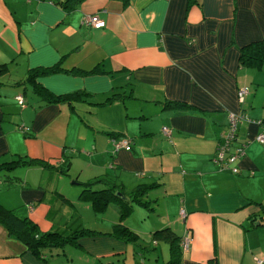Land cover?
Returning a JSON list of instances; mask_svg holds the SVG:
<instances>
[{"label":"crops","instance_id":"1","mask_svg":"<svg viewBox=\"0 0 264 264\" xmlns=\"http://www.w3.org/2000/svg\"><path fill=\"white\" fill-rule=\"evenodd\" d=\"M95 13L105 26L83 23ZM254 40L264 41V0H0V163L35 159L17 164L23 174L14 188L36 191L0 202L43 230L95 229L42 256L0 222V264H147L136 220L125 223L137 239L118 232L125 218L119 200L102 211L93 204L98 222L84 223L76 203L89 197L79 193L73 201L65 193L64 175L75 163L77 179L110 174L127 192L142 185L148 203L134 202L130 212L152 209L161 216L154 229L171 226L181 246L189 236L181 264H260L264 143L256 136L264 120V61L261 68L240 61L242 46ZM55 65L27 80L32 70ZM36 83L54 97H81L48 98ZM241 86L249 88L243 101ZM10 89L26 104L9 98ZM230 112L247 116L234 142L246 143L233 163L237 172L214 159ZM113 136L130 137L131 148L114 152Z\"/></svg>","mask_w":264,"mask_h":264},{"label":"trees","instance_id":"2","mask_svg":"<svg viewBox=\"0 0 264 264\" xmlns=\"http://www.w3.org/2000/svg\"><path fill=\"white\" fill-rule=\"evenodd\" d=\"M57 3H64V0H53ZM68 0H66L67 2ZM67 6V4L65 3ZM240 61L243 65L254 66L261 68L264 61V41L254 40L242 46ZM3 68L1 71L7 70L6 64H2ZM59 65L36 68L29 73L27 80L35 81V77L44 71H55L59 69ZM35 90L48 98L54 99H71L75 96H80V92H73L68 95H61L54 97L51 95L49 90L44 86L35 84ZM26 100V99H25ZM114 136H117L116 134ZM133 140V139H132ZM114 145V144H113ZM114 152L115 149H114ZM19 162L33 163L35 159H23L18 158L16 160L7 161L0 163V171L4 168L12 169L17 166ZM40 162V161H37ZM66 172L67 168H63ZM62 170V171H63ZM1 179V178H0ZM112 180V181H111ZM84 187L81 190L80 196L92 199L94 207L97 211H102L105 209L106 204L110 199H117L120 202L121 216L127 215L134 202H139L147 204L148 201L144 200L142 197L145 193V188L142 185H138L132 191H125L124 185L113 175L98 176L97 178L82 181ZM0 222L5 224L9 232L15 237L21 239L26 246L35 254L43 256V250L46 248L60 247L66 243L75 242L78 237L86 232H94L95 229L89 227H82L80 229L74 230L72 233L64 234L57 230H43L40 228L39 224L34 221L29 215L22 214L14 208L5 206L0 202ZM122 224H118L117 228L120 234H123L127 239H137L139 237L138 232L131 230V228L126 225L121 227ZM154 236L157 238H163L167 240L170 244L171 257L165 262L167 264H181V258L183 253V248L180 242V235L171 227L164 226L157 228L154 231ZM163 263V264H165Z\"/></svg>","mask_w":264,"mask_h":264},{"label":"rangeland","instance_id":"3","mask_svg":"<svg viewBox=\"0 0 264 264\" xmlns=\"http://www.w3.org/2000/svg\"><path fill=\"white\" fill-rule=\"evenodd\" d=\"M10 90L12 91H10L11 97L9 98L13 99L15 92L13 91V89H10ZM72 169H73L72 170L73 174L71 173V176H69L68 174L64 175L65 180L68 182L66 183V186H65V189H66L65 193H67V195H69L71 199L75 201V199L77 200V196L79 195V193H81V190L84 187L83 183L81 182L85 181V179H81V178L77 179L76 175L79 171V168H77L76 163L74 164ZM22 174H23L22 167H19V168L16 167L12 169L4 168L0 171V178H1L0 179V201L4 200V201L15 202L16 199L19 197L23 199L30 197V196L36 197L35 190H32L31 188L23 189L22 184L20 185V187H18V189L14 188L16 184L20 181L19 179L21 178ZM29 180L33 182V184L36 183L35 182L36 179L33 178L32 176H30ZM109 203L110 204L113 203V200H111ZM28 204H29L28 202H25V205H28ZM66 204L68 206V203ZM76 204L80 207V210L82 214L84 215V223L96 225L98 222V219L95 214L96 210H94L92 199L88 198L86 200L77 202ZM84 204H89L90 207L86 208ZM66 209L67 208H65V210ZM138 209L142 210V212H140L139 214L137 213ZM72 210H75V208H73ZM107 212H109V210L106 211V214ZM103 215H99V216L102 217ZM123 217H125L123 220L124 224H122L121 227L126 226L127 223L125 222L129 221L131 223V219L134 218V220H136L135 221L136 228L141 231H144V232H140L141 236L136 241V244H138V246H143L140 251L143 252L144 260L146 261L147 264H163L168 260L169 257H171V249H170L169 242L163 238H157L154 236V231H155L154 227L156 225H160L161 223V216L159 214L155 213L152 209H149L148 207L137 206L136 214L132 215L131 212H129L127 215H124ZM98 225L101 226V221H99ZM126 242L128 243L130 251H131V240L126 241ZM87 244H90V246L93 247L95 243L93 241L91 242L88 241ZM71 247L70 245H68V250L72 249ZM129 258L131 259L130 256ZM123 261H124V256L121 255V262Z\"/></svg>","mask_w":264,"mask_h":264},{"label":"built area","instance_id":"4","mask_svg":"<svg viewBox=\"0 0 264 264\" xmlns=\"http://www.w3.org/2000/svg\"><path fill=\"white\" fill-rule=\"evenodd\" d=\"M83 23L86 25H93L95 27H103L106 24V20L99 16V14H86L83 18ZM248 86H241L238 90V95L240 101L244 100V96L248 93ZM17 100L21 105L26 104V100L23 94L16 95ZM247 118L244 112H230L229 113V123L226 132L224 133V141L219 143L217 151L214 155V159L217 163L220 164L223 169H230L231 171L237 172L239 171V167L237 165H233V163L237 160L239 156L245 153L246 143L244 142H234L237 141V133H238V124L239 122ZM263 124L262 131L257 134L256 138L264 143V120H260ZM163 131L166 134L170 133V128L167 125L163 126ZM114 149L115 151L120 150L122 148H131L133 140L130 137H112ZM184 213V210H182ZM189 236H184L182 240L183 249H187L189 247ZM256 260L258 263H264V253L262 255L256 256Z\"/></svg>","mask_w":264,"mask_h":264}]
</instances>
